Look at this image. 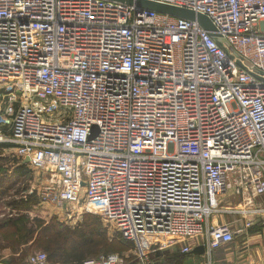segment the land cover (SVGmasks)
<instances>
[{"label":"built area","instance_id":"1","mask_svg":"<svg viewBox=\"0 0 264 264\" xmlns=\"http://www.w3.org/2000/svg\"><path fill=\"white\" fill-rule=\"evenodd\" d=\"M133 1L0 0V142L42 175L47 202L102 218L137 249L131 263L82 264H152L199 237L213 264L234 241L230 225H208L215 199L264 196V80L197 20L135 2L205 16L264 73V0ZM20 264L52 263L37 252Z\"/></svg>","mask_w":264,"mask_h":264},{"label":"rangeland","instance_id":"2","mask_svg":"<svg viewBox=\"0 0 264 264\" xmlns=\"http://www.w3.org/2000/svg\"><path fill=\"white\" fill-rule=\"evenodd\" d=\"M3 133L4 139L9 138L8 128H4ZM2 144L9 143L2 142ZM0 153L3 157V160L0 161V180L4 179L2 182L4 183V188L7 189L6 195L0 196V225L8 226L0 230V264H20L29 255L44 252L38 247L31 246V244L16 245L17 250H13L7 245L6 239L8 235L16 237V229L12 227V222L18 219H26L28 221L27 227L36 229V232L42 223L48 224L51 221L63 223L73 229L83 222L91 224L93 219H97L101 224V229L106 233V245L102 246L104 252L102 251L103 253L101 252L97 256L116 254L128 263L134 261V257L137 255L135 244L121 239L120 234L111 224L106 223L102 218L93 214L83 213L81 209L75 208L66 212L62 208L47 202L44 195V179H42V175L22 162L17 156L14 147L6 148ZM22 165L24 167L20 169L19 167ZM22 171L26 173L21 177L19 174ZM0 185L2 186V184ZM238 202V198L228 192L215 199V206L216 209L231 211L240 206ZM224 215L223 219H241L235 213H227V215L225 213ZM221 217L222 214H218L214 216V219H222ZM148 240L147 244H153L151 239ZM179 249V245L172 246L161 250L160 253L166 252V257L174 260L179 256ZM191 255L185 256L186 264H192L194 257ZM166 257L160 258L159 262L163 264ZM159 262L158 264H160Z\"/></svg>","mask_w":264,"mask_h":264},{"label":"trees","instance_id":"3","mask_svg":"<svg viewBox=\"0 0 264 264\" xmlns=\"http://www.w3.org/2000/svg\"><path fill=\"white\" fill-rule=\"evenodd\" d=\"M9 147L12 146L0 143V151ZM2 158L0 153V161L3 160ZM23 167L22 165L19 168L23 169ZM25 173V171H22L19 175L22 177ZM3 180H0V184H2V186L0 185V196L6 195L7 192ZM27 223L26 219H18L12 222V227L16 229V237L8 235L7 245L14 250L17 248L16 245L31 244V246L42 249L52 264H82L87 259H99L100 256L97 255L103 251L102 246L106 245V233L101 229V224L97 219H93L91 224L83 222L73 229L63 223L51 221L48 224L42 223L37 232L36 229L27 227ZM5 227L8 226L1 224L0 230ZM121 239L123 238L121 237ZM154 254L150 256L152 264H158L159 259L167 255L166 252L160 253V251ZM185 256L179 250V256L174 260L166 257L163 264H182Z\"/></svg>","mask_w":264,"mask_h":264},{"label":"crops","instance_id":"4","mask_svg":"<svg viewBox=\"0 0 264 264\" xmlns=\"http://www.w3.org/2000/svg\"><path fill=\"white\" fill-rule=\"evenodd\" d=\"M228 192L238 198L240 206L232 210L229 209L231 211L217 209V212L208 221V225L212 227L222 224L230 225L234 231V241L212 252L213 264H264V196L255 197L249 192L243 194L235 190ZM225 213L226 215L235 213L241 219H223ZM218 214H222V219H214V216ZM203 243L202 237L191 242L193 251L202 248V251H192L186 255L192 254L191 256L194 257L192 264L205 262ZM182 264H186L185 258Z\"/></svg>","mask_w":264,"mask_h":264},{"label":"water","instance_id":"5","mask_svg":"<svg viewBox=\"0 0 264 264\" xmlns=\"http://www.w3.org/2000/svg\"><path fill=\"white\" fill-rule=\"evenodd\" d=\"M109 1H116L125 3L128 5H132L134 3L133 0H109ZM138 9H146L149 11H155L158 13L163 14H169L175 17L187 19V20H197L199 25L206 31L210 32L213 39L217 42L219 47L233 60L235 63L244 71H246L251 76L259 79L264 80V73L259 72L254 67H252L249 63H247L245 60L240 58L237 54L234 53V51L226 44V42L218 36L216 33H214L215 29L211 22L202 15H195L193 12L187 11V10H180L173 7L152 3V2H146V1H136L135 2ZM96 132V131H95ZM95 134V133H94ZM29 162L28 159L24 160V163L27 164ZM198 250L202 251V248H197L193 252H198Z\"/></svg>","mask_w":264,"mask_h":264}]
</instances>
